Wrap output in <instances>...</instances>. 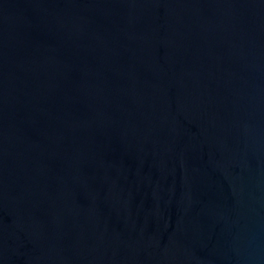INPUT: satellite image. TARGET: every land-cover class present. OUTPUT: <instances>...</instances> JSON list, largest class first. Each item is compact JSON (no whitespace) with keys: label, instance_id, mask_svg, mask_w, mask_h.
<instances>
[{"label":"water","instance_id":"water-1","mask_svg":"<svg viewBox=\"0 0 264 264\" xmlns=\"http://www.w3.org/2000/svg\"><path fill=\"white\" fill-rule=\"evenodd\" d=\"M0 264H264V0H0Z\"/></svg>","mask_w":264,"mask_h":264}]
</instances>
